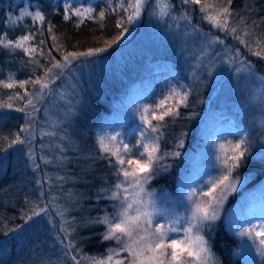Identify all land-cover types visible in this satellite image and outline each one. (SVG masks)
Segmentation results:
<instances>
[{"label":"snow or ice","instance_id":"6c2138e0","mask_svg":"<svg viewBox=\"0 0 264 264\" xmlns=\"http://www.w3.org/2000/svg\"><path fill=\"white\" fill-rule=\"evenodd\" d=\"M99 2L58 0L50 13L61 16L63 21H73L77 29L88 21L98 23L101 32L106 19L116 16L114 27L118 33L110 39L104 38L102 44L97 38V46L84 48L79 41L72 44L71 49L63 43V36L57 35L56 26L48 20L40 5L31 10L33 6L29 3L19 9V15L7 14L5 25L8 29L31 18V28L25 26L23 34L15 38H10L8 31L0 32V50L9 55L23 53L26 60L22 63L30 66L31 74L17 79L16 74L9 71L6 78L0 79V158L6 157L9 150L21 152L36 171L41 168L38 158L45 166L54 165L65 170L72 162L67 155L69 151H74L76 159L104 161L114 169L115 183L97 189L95 196L97 203L106 199L109 204L102 216L77 219L71 213L80 210L84 194L74 190L64 192L63 185L70 181L80 183L81 179L67 172L56 175L60 191L53 194L52 176L45 175L35 181L39 186L36 199L25 197L27 207L21 210L19 217L23 223L11 227L5 224L0 227V236L7 240L17 232L38 228L42 221L51 225L60 245L59 251L44 255L33 248L30 252L37 255V259L32 264H222L213 251L220 222V227H226L241 238V248L235 254L244 259L245 264H255L253 252L264 261V183L256 193L246 194L239 207H226L229 197L238 194V190L244 191L250 179L241 174L253 155L254 137L249 129L241 128L235 140L217 139L212 164L215 175L206 172L197 179L196 173H180L179 190L175 195L163 185L159 189L151 187L153 181L171 174L184 155L188 134L181 131L172 137L169 146H165L168 144L167 130L183 118L181 108H191L190 97L196 89L207 86V80L202 77H211L221 66H229L237 79L259 85L252 90L248 103L258 104L264 111V75L257 72L239 47L230 48L219 35L204 32L199 24H194L193 13L199 11L201 21L261 59H264V33L257 34L256 22L249 24L248 17L232 8L234 0H177L176 4L172 0H104L105 6L97 11ZM177 6L179 13L175 11ZM146 10L150 17L159 21L171 20L181 36L197 39L198 46L189 53L193 61L192 86L177 83L153 103L140 104L127 117L132 120L138 117L139 122L127 131L115 130L114 121L105 122L95 136L94 149L85 152L73 139L71 131L85 103L76 74L83 67L101 62L110 50L121 45ZM243 11H249L247 5ZM49 41L51 47L47 46ZM53 52L60 58L57 59ZM57 81L61 82L59 86ZM4 89L9 90L6 96ZM12 113L22 114L23 123L4 133L3 125ZM197 115L191 111L188 118ZM119 127H124L123 120ZM109 128L113 130L108 131ZM37 137H40L39 157ZM256 138L260 143L257 154L264 160V130ZM45 149L51 150L49 155L42 154ZM45 180L48 189L44 188ZM108 207L113 212L109 213ZM90 226H102L100 242L114 241L115 246L102 255L83 253L73 237L79 235V228ZM83 239L91 240L92 237ZM52 255L56 256L55 260Z\"/></svg>","mask_w":264,"mask_h":264},{"label":"trees","instance_id":"16d2710c","mask_svg":"<svg viewBox=\"0 0 264 264\" xmlns=\"http://www.w3.org/2000/svg\"><path fill=\"white\" fill-rule=\"evenodd\" d=\"M31 4V10H35L36 5H40L42 10L48 15L50 20L56 27L57 35L63 36V43L69 46L80 42L81 48L97 46L96 39L100 38L102 44L104 38H112L118 33L114 27L116 16H109L106 19L103 32L100 30V25L95 22L88 21L79 29L74 26L73 21H63L61 16L51 15L53 7L57 6L58 0H0V32L8 31L10 38H15L17 35L23 34L25 26L31 28V18H26L19 26L14 29H8L5 25V18L8 13L19 15V9L26 4ZM87 3V0H85ZM245 5L249 11H243ZM104 0H100L96 4L97 11L104 7ZM232 8L239 11L241 15L248 17V23L256 22L255 32L257 34L264 33V0H234ZM62 11V10H61ZM193 23L211 34H218L221 39L230 42L234 48L239 47L245 57H247L255 65L259 74H264V59L253 56L237 41L231 37H225L223 33L212 29L207 22L200 20V13L197 11L193 15ZM35 30V29H32ZM45 38L48 39V34L45 32ZM48 47H51L49 41ZM53 55H59L53 52ZM131 65H116L113 61L103 69L100 74L95 73L91 76V80L86 82L87 86L82 89L84 97V108L80 111L79 118L74 121L73 139L85 152L92 151L95 145V136L97 125L103 120L106 114L111 109L112 100L117 97L118 93L126 90L127 83L132 82L138 73V67L141 66L140 58L132 57ZM23 53L17 52L14 55H9L6 51L0 50V79L6 78L9 71L16 74L17 79H25L31 74L30 66L26 63ZM187 68L191 70V65L188 62L181 63V69ZM186 71L185 78L192 86L191 72ZM229 76V75H228ZM224 77L220 82L215 84L205 77L207 80L206 87H198L196 93L190 100L192 106L190 109L181 108L182 119H178L167 131L169 146L174 135L181 131L186 132L187 139L185 143L184 155L177 161L173 171L168 176L154 181L157 185H163L169 190H173L180 174V169L186 166L188 156L197 148L200 140V129L205 119L206 114L214 107L220 104L221 83L228 79ZM60 81H57V86ZM219 82V86H218ZM30 88V86H29ZM217 88V89H216ZM5 96L9 90H3ZM198 93V94H197ZM195 111L198 113L193 118H188V113ZM40 119L44 116L41 112ZM23 123L22 114L12 113L8 121L3 125V132L15 130L19 124ZM47 138H45V141ZM40 137H37V154L39 151ZM50 149H45L43 155H49ZM67 155L72 159L65 170L57 169L54 165L45 166L37 159V163L41 164L39 171L31 167V162L28 161L25 155L21 152L9 150L6 157L0 158V227L5 224L8 227L18 223H23L19 219L21 210L27 207L25 197L29 200H35L39 191V186L35 183L37 179L51 175L53 179L52 193L58 194L60 187L55 180L56 175H65L67 172L70 175L81 179L80 183H72L71 181L63 185V191L68 192L74 190L83 193V198L80 201V210L74 211L71 215H75L77 219L94 218L104 215L103 209L109 204L106 199H101L96 202L95 193L99 188H106L115 183V178L112 175L114 169H110L104 161H95L84 159H76L74 151H69ZM243 173H255V182L264 178V160H261L258 154L253 153L248 159L246 167L241 169ZM44 188L48 189L49 185L45 180ZM47 198V196H46ZM64 203L63 200L60 201ZM108 207V212L111 211ZM16 219H12V218ZM58 219V218H57ZM218 223L216 234L213 240V251L220 258L222 264H242L241 259L237 258L235 251L239 246V240L228 232L226 227H220ZM104 231L102 226H90L88 228H79L78 236L73 238L77 240V246L82 249V252L89 255H102L109 248L110 241L101 243L100 233ZM91 236L92 239H83ZM36 248L38 254L51 255L58 253L60 245L56 241L54 230L51 225L42 221L38 228L27 230L23 233L17 232L15 236H9L7 240L0 236V264H32L37 259V255H33L30 250ZM55 260L56 256L52 255Z\"/></svg>","mask_w":264,"mask_h":264},{"label":"rangeland","instance_id":"374dc122","mask_svg":"<svg viewBox=\"0 0 264 264\" xmlns=\"http://www.w3.org/2000/svg\"><path fill=\"white\" fill-rule=\"evenodd\" d=\"M172 3L176 4L177 0H172ZM148 7L150 8L151 4ZM175 11L179 13L180 8L177 6ZM196 13L197 11L193 15ZM225 43L230 48L235 49L230 45V42L225 40ZM197 46V39L193 36H181L174 28L171 20L166 22L159 21L150 17L146 10L141 21L132 28L127 39L121 45L115 46L114 49L110 50L109 54L101 62L91 67H83L76 74V80L80 81V85L84 89L87 86L86 82L91 80V76L95 75V73L100 74L103 69L109 66L111 61L116 65H131L133 62L132 57H138L142 60L141 66L138 67L136 78L132 79V82H128L126 90L118 93L117 97L112 100L111 109L97 125L96 134L101 130V126L105 122L112 121H114L113 128L115 130L127 131L139 122L138 117L135 120L127 117L140 104L153 103L170 86L177 83L189 86L188 82L185 81V75L186 71L190 69H181V63L188 62L190 65L193 63L189 53L195 50ZM217 50L220 49L218 48ZM227 76L228 79L221 83L219 90L221 93L220 104L206 114L200 129L199 144L188 156L186 166L180 169V173L187 175L196 173L197 179L206 172H211L215 175L212 164L215 162L217 139H238V133L241 128H247L252 132L254 137L252 152L257 154L260 143L256 137L264 130L262 128L264 111H261L258 104L248 103V98L252 95V90L259 85L243 78L237 79V75L227 65L221 66L211 77L206 76V78L215 84ZM121 120H123L124 125L122 129L119 127ZM113 128L107 130L111 131ZM241 174L248 175L250 179L244 185V191L240 192L238 190V194L229 197L227 208L239 207L246 194L256 193L259 186L264 183V178L258 182L254 181L256 178L255 173L241 172ZM178 179L173 190H169L166 187L169 193L173 195L179 190ZM201 182L203 181L201 180ZM160 186L155 184L154 181L151 185V187L157 189ZM179 210L182 211L183 209ZM111 212H113V209L109 213ZM228 232L231 233L230 231ZM234 237L239 240L237 251L241 248V238L235 235ZM114 246L115 242L110 241L109 248ZM253 254L255 256V264H264L258 254L255 252ZM236 256L241 259L242 264H245L244 259L238 255Z\"/></svg>","mask_w":264,"mask_h":264}]
</instances>
